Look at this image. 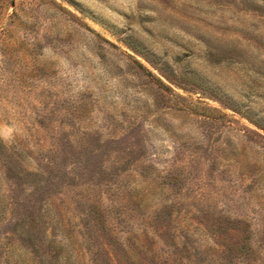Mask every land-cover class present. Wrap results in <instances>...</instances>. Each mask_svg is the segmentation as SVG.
I'll list each match as a JSON object with an SVG mask.
<instances>
[{
    "label": "rangeland",
    "instance_id": "1",
    "mask_svg": "<svg viewBox=\"0 0 264 264\" xmlns=\"http://www.w3.org/2000/svg\"><path fill=\"white\" fill-rule=\"evenodd\" d=\"M0 264H264V0H0Z\"/></svg>",
    "mask_w": 264,
    "mask_h": 264
}]
</instances>
